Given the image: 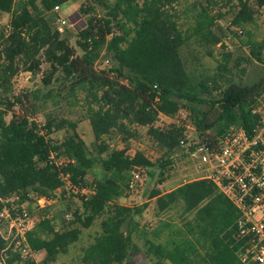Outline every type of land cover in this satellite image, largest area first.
Wrapping results in <instances>:
<instances>
[{
  "label": "trees",
  "instance_id": "16d2710c",
  "mask_svg": "<svg viewBox=\"0 0 264 264\" xmlns=\"http://www.w3.org/2000/svg\"><path fill=\"white\" fill-rule=\"evenodd\" d=\"M67 1L0 0V12L10 15L11 25L0 42V91L6 94L0 99V198L19 195L25 200L30 190L39 196L51 195L63 187L61 175H68L81 187L88 172L100 162L107 178L90 196L75 194L81 197L83 212H76L72 223L89 229L100 220V233L83 250L82 264H123L142 252L155 264H241L233 239L238 211L207 180L152 194L160 215L180 207L182 223L169 217L152 230L151 239L141 238L137 217L147 206L129 207L116 200L127 190L131 171L156 164L140 152L131 156L125 149H111L104 137L116 129L129 141L136 137L134 127H149L150 136L165 152L158 166H170L183 131L155 128L159 115L172 118L185 109L200 135L218 126L216 135L221 136L231 125L247 126L250 122V107L264 92V78L250 86L231 82L222 86L189 70L183 47L193 45L200 53L213 56V49L227 34L209 7L193 5L192 23L180 24L175 6L181 0H98L106 14L87 20L79 44L83 55L77 56L55 27L58 18L48 16L55 5ZM254 2L258 8L264 7V0ZM237 3L233 25L254 23V5L249 0ZM94 11L91 7L84 12ZM247 47L251 59L264 65V39H249ZM104 48L113 53V66L99 72L95 64ZM42 58L50 64V72L43 78L45 86L60 74L57 79L71 82L70 95L76 98L78 92L85 94L101 158L92 155L75 123L50 118L40 126L34 120L32 115L39 111V103L51 99L53 90L47 94L40 90L25 92L15 96L13 102L9 100L14 76L21 70L37 75ZM204 104H210L211 110L218 109V115L213 118L210 111L202 110ZM15 106L21 113L8 120ZM65 127L72 133L61 144H54L50 136ZM61 148L74 163L57 169L49 156ZM52 209L50 206L44 211V217L28 234L30 247L46 253L42 264H54L67 254L82 231L79 227L56 229Z\"/></svg>",
  "mask_w": 264,
  "mask_h": 264
},
{
  "label": "rangeland",
  "instance_id": "374dc122",
  "mask_svg": "<svg viewBox=\"0 0 264 264\" xmlns=\"http://www.w3.org/2000/svg\"><path fill=\"white\" fill-rule=\"evenodd\" d=\"M249 1L250 4H255L254 0ZM237 4V0H181L180 3L175 6V11H177V15L180 16V24L192 23L190 17L195 14L193 5H197L198 8L209 7L211 15L224 28L227 35L223 43L213 49V56L206 55L204 52L200 53V50L193 45L182 48V55L189 70L194 71L199 78H211L219 82L222 86H226L230 82L236 83L239 86H250L264 78V65L251 59L247 47L249 39L258 42L264 39V7L258 8L254 5V8L257 10L254 23L245 26H235L233 25V16L237 10ZM91 7L94 8L95 11L86 14L84 11L89 10ZM105 14L106 10L99 4L98 0H68L61 4L59 13L55 14L53 11H50L48 16H52V18H62L67 21L63 28V32H61V37L68 40L77 56H82L83 51L79 44L82 41L81 31L86 27L87 20L94 16L99 18ZM3 27L4 21L0 18V42L3 36H7V34L2 31ZM55 27L58 28V21H56ZM239 30H241L242 33H239ZM112 57L113 53L104 48L99 60L95 64L96 69L99 72L102 70H109L113 66ZM49 72L50 64L43 58L41 70L37 75L21 70L12 80V92L8 94L9 100L13 102L15 96L25 92L40 90L42 94H47V92L53 90L54 93L51 99L46 103H44V101L39 103V111L32 115L34 120L40 126H43L50 118H56L57 120L63 119L75 123L78 133L86 142L92 155L97 159L101 158L98 154L97 143L94 140L92 126L87 115V106L84 101L85 94L83 92H78L76 98L70 95L69 89L71 82L57 79L61 77L60 74L52 80L50 85L45 86L43 78L47 76ZM5 96L6 94L0 91V99ZM214 96L218 95L215 93ZM12 110L13 113L7 116L8 120H10L13 115H19L21 113L19 106L13 107ZM202 110L210 111L213 118L219 113L218 109L211 110L210 104H204ZM172 122L173 121L165 115H160L154 127L166 132L173 127ZM134 129H136V137L129 141H125V139H123L124 136L119 134V131L116 129L111 131L104 139L111 149H125L131 156L137 152H141L157 160V158H161L165 155V152L156 146L154 140L150 136L149 127H134ZM217 130L218 126L200 136L194 134L193 131L189 134L193 139L199 140L206 136L216 135ZM71 133V129L65 127L62 130L54 131L50 136V140L54 144H61ZM175 153V158L179 161L177 156L178 152ZM155 164V167L150 168L152 175L142 189L136 192H130L125 189L123 195L116 200L117 203L129 207L147 206L142 215L137 217L141 225V235H139L141 238H152V231H150V233L148 231V233L145 234L142 232L144 229L148 230L151 217L159 218L158 222L170 217L173 218L176 223H182L180 218V207L160 215L156 208V202L151 198L152 194L155 192L164 194L183 185L182 176L179 173L172 172L169 165L161 168L158 166V161H155ZM107 176L108 173L104 171L101 163L97 162L84 179L83 187L86 188L85 195L90 196L95 187L100 182L104 181ZM79 194L84 195L83 193ZM29 195L33 196L38 194L30 190ZM55 198L56 202L51 206V208H54L51 210V214L56 216L54 222L56 229L60 230L66 227L72 229L77 227L81 228L79 223H72L73 220H75V213L79 212V214H81L83 212L80 195H75L73 192H70L69 196L65 198L64 194L61 192ZM67 206L70 209L67 210ZM46 209L35 211L34 219L36 223L44 217V211H46ZM67 213L72 214L70 220H67L65 217ZM81 230L79 241L69 248L67 254L61 255L54 264H82L83 250L89 246L100 233V220H96L89 229L81 228ZM137 242L141 244V241L138 239ZM44 254L46 253L44 252L40 256V260L44 259Z\"/></svg>",
  "mask_w": 264,
  "mask_h": 264
},
{
  "label": "built area",
  "instance_id": "2783aa9c",
  "mask_svg": "<svg viewBox=\"0 0 264 264\" xmlns=\"http://www.w3.org/2000/svg\"><path fill=\"white\" fill-rule=\"evenodd\" d=\"M60 10L61 5L57 4L52 11L57 14ZM57 21L58 31L63 32L67 21L62 18ZM2 31L8 35L11 25L5 24ZM168 118L173 121L172 128L183 131L176 151L179 161L174 155L170 169L182 176L184 184L207 180L217 187L238 211L233 239L240 263L264 264V92L251 105L247 126L231 125L221 136L193 139L189 134L191 131L197 136L200 133L190 122L185 109ZM155 144L160 148L157 142ZM141 154L152 164L160 159ZM49 161L57 169L74 163L63 149L51 151ZM151 173L150 168L136 167L127 180V190L142 189ZM61 177L63 187L51 195H28L25 200L19 195L0 198V264H41L44 260H40L44 252L33 250L28 242L29 232L36 226L35 211L52 206L61 192L66 198L70 192L85 195L86 191L83 185H74L68 175ZM65 217L70 220L72 214L67 213ZM143 233L148 230L144 229Z\"/></svg>",
  "mask_w": 264,
  "mask_h": 264
},
{
  "label": "crops",
  "instance_id": "0c3cea01",
  "mask_svg": "<svg viewBox=\"0 0 264 264\" xmlns=\"http://www.w3.org/2000/svg\"><path fill=\"white\" fill-rule=\"evenodd\" d=\"M0 18H2V20L4 21V25L5 24H8V23H10V15L9 14H7V13H4V12H0ZM92 132H93V130H92ZM94 135V134H93ZM94 140H95V137H94ZM96 142V141H95ZM154 201H155V199H153ZM159 219V218H158ZM157 218H152L151 217V223H150V226H149V228H148V231H149V233H150V231H152L156 226H157V224L159 223ZM163 220V219H162ZM155 221V222H154ZM142 232H143V230H142ZM165 235V234H164ZM151 239V238H150ZM45 256H46V254H44ZM45 258V257H44ZM123 264H155V262H154V260L151 258V257H149V256H147L145 253H139V254H137V255H134V256H132L131 257V259L128 261V262H126V263H123ZM162 264H171L170 262H168V261H165V262H163Z\"/></svg>",
  "mask_w": 264,
  "mask_h": 264
}]
</instances>
